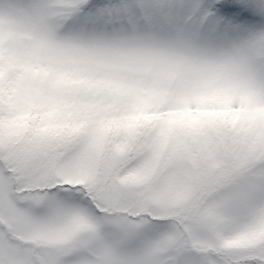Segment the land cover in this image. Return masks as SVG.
Instances as JSON below:
<instances>
[{
  "label": "snow or ice",
  "instance_id": "obj_1",
  "mask_svg": "<svg viewBox=\"0 0 264 264\" xmlns=\"http://www.w3.org/2000/svg\"><path fill=\"white\" fill-rule=\"evenodd\" d=\"M210 13L205 0L0 13V264H264V98L173 72L150 85L99 79L84 65L110 54L48 44L58 30L134 37Z\"/></svg>",
  "mask_w": 264,
  "mask_h": 264
},
{
  "label": "clouds",
  "instance_id": "obj_2",
  "mask_svg": "<svg viewBox=\"0 0 264 264\" xmlns=\"http://www.w3.org/2000/svg\"><path fill=\"white\" fill-rule=\"evenodd\" d=\"M43 0H0V13L5 15L21 6L42 3ZM191 5L193 0H180ZM187 15L190 8L178 9ZM34 22L40 23L38 15ZM33 33H24L26 40ZM53 48L79 55L88 50L102 49L106 55L97 63L84 65V71L99 79L139 80L150 85L159 75L173 72L193 85L210 84L217 89H238L256 98H264V22L253 30L245 27L211 31L209 24L191 23L164 31L142 32L137 36L114 33H81L58 30L48 40ZM135 55V61L127 57ZM226 115L222 111L210 113ZM107 127V126H105ZM119 139L116 133L107 136L103 159H111L113 145ZM135 154L124 161L125 167L135 163ZM259 173H255V180ZM256 196L264 195L257 192Z\"/></svg>",
  "mask_w": 264,
  "mask_h": 264
},
{
  "label": "rangeland",
  "instance_id": "obj_3",
  "mask_svg": "<svg viewBox=\"0 0 264 264\" xmlns=\"http://www.w3.org/2000/svg\"><path fill=\"white\" fill-rule=\"evenodd\" d=\"M94 4H104L106 0H92ZM211 7L210 15L205 17V23L209 24L211 31L223 26L224 28L245 27L253 30L256 26L264 22V0H235L233 6L239 7L240 12L225 14L221 10H213V5L222 0H205Z\"/></svg>",
  "mask_w": 264,
  "mask_h": 264
},
{
  "label": "trees",
  "instance_id": "obj_4",
  "mask_svg": "<svg viewBox=\"0 0 264 264\" xmlns=\"http://www.w3.org/2000/svg\"><path fill=\"white\" fill-rule=\"evenodd\" d=\"M220 3H222V2H220ZM212 8H213V10H217V9H219V3L214 4Z\"/></svg>",
  "mask_w": 264,
  "mask_h": 264
}]
</instances>
